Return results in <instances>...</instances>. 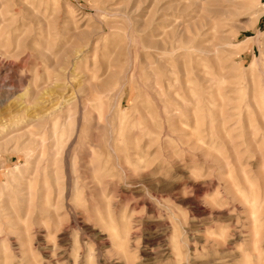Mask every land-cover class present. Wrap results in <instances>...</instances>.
<instances>
[{"label":"rangeland","instance_id":"374dc122","mask_svg":"<svg viewBox=\"0 0 264 264\" xmlns=\"http://www.w3.org/2000/svg\"><path fill=\"white\" fill-rule=\"evenodd\" d=\"M264 0H0V264H264Z\"/></svg>","mask_w":264,"mask_h":264},{"label":"crops","instance_id":"0c3cea01","mask_svg":"<svg viewBox=\"0 0 264 264\" xmlns=\"http://www.w3.org/2000/svg\"><path fill=\"white\" fill-rule=\"evenodd\" d=\"M262 18H264V17H262Z\"/></svg>","mask_w":264,"mask_h":264}]
</instances>
